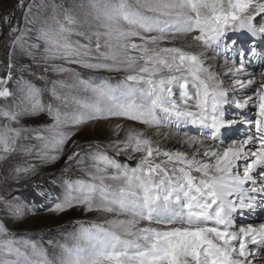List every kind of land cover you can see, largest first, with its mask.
I'll return each mask as SVG.
<instances>
[{
	"label": "snow or ice",
	"instance_id": "snow-or-ice-1",
	"mask_svg": "<svg viewBox=\"0 0 264 264\" xmlns=\"http://www.w3.org/2000/svg\"><path fill=\"white\" fill-rule=\"evenodd\" d=\"M91 7L95 31L87 15L81 23L56 0H16L0 18L8 47L0 76V167L7 165L0 184L25 182L68 153L67 161L78 160L84 146L76 138L91 123L124 120L156 131L149 136L116 123L107 145L90 142L93 165L81 169L89 179L69 182L51 209L83 207L111 219L82 226L76 242L50 259L37 243L14 239L0 218V264H264V223L232 230L238 210L264 204V80L247 70L258 64L264 77V0ZM230 31L246 39L232 40ZM91 73H120L123 81L113 85ZM29 117L46 121L22 123ZM187 126L200 134L178 135ZM241 126L242 138L232 139ZM167 127L177 133L161 132ZM153 136L191 151L164 149ZM108 149L139 154L137 167L119 164ZM15 200L0 194L5 218L25 215Z\"/></svg>",
	"mask_w": 264,
	"mask_h": 264
},
{
	"label": "rangeland",
	"instance_id": "rangeland-1",
	"mask_svg": "<svg viewBox=\"0 0 264 264\" xmlns=\"http://www.w3.org/2000/svg\"><path fill=\"white\" fill-rule=\"evenodd\" d=\"M57 3H63L65 8L69 9V13L75 16L78 20L83 23L86 18L89 24L92 25V30L95 31L97 22L93 20L95 11L91 5L95 3L101 9L105 4L118 3L119 0H56ZM129 3L135 4L136 0H128ZM0 7V18L3 17L7 12L15 9L16 0H2ZM19 15V13H17ZM62 19V17H61ZM151 35H156L152 33ZM228 36L232 40L243 42L246 36L241 31L235 33L229 32ZM171 39V37H169ZM191 35L184 38V42H190ZM138 42V41H137ZM180 42L177 41L179 46ZM161 46H172L171 44L162 43ZM203 50V49H198ZM8 58V47L4 41V37L0 36V76H5L6 65ZM15 59V58H14ZM23 63H29L27 59L22 60ZM217 62H224L225 57L221 56ZM238 62V57H237ZM224 63L220 64L223 65ZM231 63V61H229ZM219 65V64H218ZM248 71L255 72L257 80H264V77L259 76L261 68L258 64H251L248 66ZM222 72L223 69H220ZM83 73H87L88 70H82ZM15 75V74H14ZM97 76H104L109 78V83L115 85L123 81V75L120 73H91L92 79H96ZM82 78H88V76H82ZM25 79H31L32 83L37 87H44L43 82L38 81L25 75ZM225 86L230 85V81L225 79ZM9 87L14 91L16 85L10 82ZM174 95L179 98V89L174 86ZM45 99L47 95L45 94ZM4 101L0 99V104ZM11 103V101H9ZM226 115L228 118H232L234 112L232 107L226 106ZM46 118L42 117H29L25 118L22 123L26 125H32L33 127L44 123ZM116 123L122 124L125 128H135L137 130L144 131L147 135L152 136L156 131L155 128H147L145 125L139 122L124 121V120H113L109 122L91 123L86 126L82 133L76 138L77 141L84 146V154L75 161H67V155H62L58 160L50 164H45L39 168L36 176L20 184L11 183L10 185L0 184V194H6L10 197H15V202L24 205L25 215L19 218H5L4 213L0 212V218H4L5 223L9 230L14 233V239L17 240H31L42 246L47 250L49 258L54 259L60 255V245H67L71 247L76 241L73 239L75 235L79 233L80 228L90 227L91 222L102 223L105 219H111L112 216H102L96 211H85L83 207H74L65 210L64 212L51 211L54 205L63 199L65 194L66 185L69 182H76L78 180H88L89 178L84 175L81 169L89 168L93 165V156L95 149L89 152L87 145L90 142H95L100 145H107L110 140L115 139L113 134V127ZM247 129L241 126L238 130H233L230 133L232 139L242 138V133ZM200 129L187 126L179 130L178 135L188 133V135H199ZM161 132H173L177 133V129L172 127L161 128ZM239 133V134H238ZM124 133H120V137L123 138ZM153 139H159L161 146L164 149L170 150H188L186 145L177 143L176 139H164L162 137L153 136ZM231 140L225 141V144L230 143ZM107 154L113 157L119 164L125 165L129 168L137 167L140 159L139 154H131L128 152L117 154L111 149L107 150ZM159 159L162 158H158ZM7 165L0 167V173H3L4 168ZM169 173L171 174L172 165H168ZM198 175V174H197ZM10 189V191H8ZM249 216V217H248ZM259 218H255L258 217ZM251 223L258 226L264 223V204L257 203L254 210L244 209L242 212L237 211L234 214V224L232 230H238L240 227ZM143 226V223L142 225ZM207 226H214L213 222H208ZM51 242V243H49Z\"/></svg>",
	"mask_w": 264,
	"mask_h": 264
},
{
	"label": "bare ground",
	"instance_id": "bare-ground-1",
	"mask_svg": "<svg viewBox=\"0 0 264 264\" xmlns=\"http://www.w3.org/2000/svg\"><path fill=\"white\" fill-rule=\"evenodd\" d=\"M222 63H224V62H217V64H219V65L222 64ZM248 217H249V216H248ZM255 218L257 219V218H259V216H258V217H255ZM248 224H251V223H248ZM248 224H246V225H244V226H242V227H246ZM254 226H255V225H254Z\"/></svg>",
	"mask_w": 264,
	"mask_h": 264
},
{
	"label": "trees",
	"instance_id": "trees-1",
	"mask_svg": "<svg viewBox=\"0 0 264 264\" xmlns=\"http://www.w3.org/2000/svg\"><path fill=\"white\" fill-rule=\"evenodd\" d=\"M1 2H2V0H0V7H1V5H2V3H1ZM131 4H132V3H131Z\"/></svg>",
	"mask_w": 264,
	"mask_h": 264
}]
</instances>
